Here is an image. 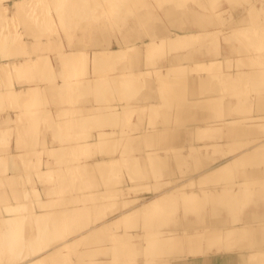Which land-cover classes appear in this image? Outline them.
Listing matches in <instances>:
<instances>
[{
	"label": "bare ground",
	"instance_id": "bare-ground-1",
	"mask_svg": "<svg viewBox=\"0 0 264 264\" xmlns=\"http://www.w3.org/2000/svg\"><path fill=\"white\" fill-rule=\"evenodd\" d=\"M262 183L264 0H0V264H264Z\"/></svg>",
	"mask_w": 264,
	"mask_h": 264
},
{
	"label": "rangeland",
	"instance_id": "rangeland-1",
	"mask_svg": "<svg viewBox=\"0 0 264 264\" xmlns=\"http://www.w3.org/2000/svg\"><path fill=\"white\" fill-rule=\"evenodd\" d=\"M109 17L107 16V15H104V19L102 18V19H98L96 22L98 23H100V24H102L103 22H106L105 20H107ZM133 19V18H132ZM132 19H131V22H132ZM81 24H83V29H86V28H88L89 26H90V21H82L81 22ZM129 26H130V21H128L126 24H124L122 27H121V32H124L125 30H127V29H129ZM140 27V29H143V25H141V26H139ZM59 30H61V29H59ZM75 30H76V32H79V29L77 28V26H75ZM118 30H120V28L118 29V27L117 26H114V24L113 25H111V26H108V31L110 32V33H112V34H114V36H115V38H118L117 36L119 35V32H118ZM61 34H63L62 33V30H61ZM111 35V34H110ZM60 36V35H59ZM67 35H65V36H60V39H62V41H66V39H67ZM137 46V47H136ZM141 48H142V43H136L133 47H132V49L131 50H128L127 51V53H130L131 51H133V54L134 55H132V57L134 58V61L132 62V64H131V66L132 67H139V65L140 64H142V57H141V55H139L140 53H141ZM140 52V53H139ZM127 57H131V54H128V56ZM50 62H58L57 61V59H56V61H55V57L52 59V60H49ZM153 61V60H152ZM151 62H149V64H150ZM155 63H157V65H160V62H159V60H156L155 61ZM59 64V63H58ZM133 65H135V66H133ZM131 67V68H132ZM213 68V67H212ZM212 68H209V70H213ZM205 68L203 67H194V68H192V74L194 75V76H198L199 75V73H203V72H205V70H204ZM209 72H212V71H209ZM208 72V73H209ZM180 85H182V83L180 82V83H178L176 86H175V88H178ZM181 88V92H183L184 91V86H182V87H180ZM117 95V94H116ZM107 103H108V100L107 99H105V101H104V105H107ZM166 105H169V104H166ZM217 107V106H216ZM216 107H214L215 109H218V108H216ZM251 112H252V110H251ZM251 112H250V110H248V112L246 111L245 113H247V114H251ZM242 113V112H241ZM249 114V115H250ZM155 115V117H154V120H156L157 119V117H158V114H154ZM248 116V115H247ZM251 116V115H250ZM257 121L259 122V123H261L262 121H263V119H257ZM256 121V122H257ZM231 123L232 122H230V125H231ZM176 123H174V125H175ZM174 125H172V126H174ZM229 125V124H228ZM226 126V125H223L222 126V129L221 130H223V129H226L227 127H229V126ZM149 126H151V123L149 124ZM171 127V126H170ZM224 127V128H223ZM150 129H152V127H150ZM227 130V129H226ZM154 131V130H153ZM225 139H224V137L222 138V140L221 141H224ZM244 140H245V142H244ZM243 140V142H241V140L239 141V142H235V141H233V143L234 144H232V142L231 143H229L228 142V144L226 143V145H220L219 144V146H217V145H214L213 147H212V150H210V153H213L214 151V153L215 154H222V153H226V152H228V151H230L233 147H235V146H242L241 147V149H243L244 147H249V146H251L252 145V143H253V141L252 140H246V139H244ZM250 141V142H249ZM222 146V147H221ZM214 147H217L216 149L214 148ZM213 149H214V151H213ZM172 150V149H171ZM171 150H169L168 149V151L166 150V154L169 152V151H171ZM174 151L175 150H173V151H171V152H169L167 155L169 156V158H171L172 157V155H173V153H174ZM171 153H172V155H171ZM196 155L194 154V153H192V154H190V155H188V158H189V160L191 161L192 160V163H186V164H183V165H181V167H179L180 169H182L181 171H183V172H185L184 170L185 169H187V170H190V169H192L193 167L195 168L196 167V162H194L193 161V159H194V157H195ZM176 157H178V156H176ZM196 158V157H195ZM194 160H196V159H194ZM247 162V161H246ZM246 162H244V163H246ZM249 162V161H248ZM247 162V163H248ZM194 163V164H193ZM250 163V162H249ZM193 164V165H192ZM137 165V164H136ZM185 165V166H184ZM193 167H192V166ZM138 166H139V164H138ZM156 167H158V166H156ZM155 167V170L156 169H158V168H156ZM185 167V169H183ZM167 169V167L165 168H163V169H161L160 171L161 172H164L165 170ZM180 169H178V171L180 170ZM186 170V171H187ZM178 171H177V173H178ZM181 171H179L180 173H181ZM182 172V173H183ZM158 177V178H157ZM154 178H156V179H154L155 181H153V182H160V181H163L162 180V175L161 174H155V177ZM157 180V181H156ZM263 181V180H262ZM261 182V181H260ZM264 183H262V185H263ZM242 192H245V190L244 189H242L241 190ZM246 200L244 201V205H247L249 202H248V200H247V198L246 197H244ZM246 233V231L244 230V229H240L239 230V232H237L235 235H236V237H241V236H243L244 234ZM196 235H199V234H196ZM200 236V235H199ZM214 241H217V238L214 240ZM233 241H235V240H231V241H229V242H227V243H231V242H233ZM166 242V240H160V244H163V245H165V244H167V243H165ZM135 244V243H138V241H134V239H131V241H130V246H132L133 244ZM165 243V244H164Z\"/></svg>",
	"mask_w": 264,
	"mask_h": 264
}]
</instances>
